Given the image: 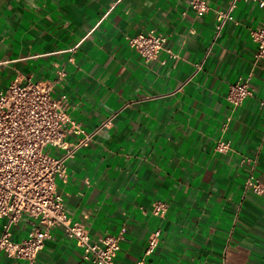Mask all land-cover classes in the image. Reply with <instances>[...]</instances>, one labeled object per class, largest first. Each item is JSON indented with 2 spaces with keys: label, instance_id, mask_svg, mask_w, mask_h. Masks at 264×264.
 I'll use <instances>...</instances> for the list:
<instances>
[{
  "label": "crops",
  "instance_id": "crops-1",
  "mask_svg": "<svg viewBox=\"0 0 264 264\" xmlns=\"http://www.w3.org/2000/svg\"><path fill=\"white\" fill-rule=\"evenodd\" d=\"M193 1L0 0V92L18 78L51 83L87 134L116 116L56 182L92 240L121 239L116 264L144 258L156 230L147 264H264V196L245 186L250 173L264 184V58L250 36L264 8L239 0L218 36L232 0H198L201 14ZM149 31L171 54L147 63L128 38ZM239 81L254 96L233 107ZM29 232L23 218L14 240ZM50 234L35 264H89L62 229ZM0 264L20 263L0 254Z\"/></svg>",
  "mask_w": 264,
  "mask_h": 264
},
{
  "label": "built area",
  "instance_id": "built-area-1",
  "mask_svg": "<svg viewBox=\"0 0 264 264\" xmlns=\"http://www.w3.org/2000/svg\"><path fill=\"white\" fill-rule=\"evenodd\" d=\"M239 0H232L227 12L218 14L217 35L230 20L231 12ZM255 1L264 8V2ZM192 9L204 13L207 6L195 0ZM257 46L256 61L264 58V16L261 26L250 33ZM128 43L145 61L159 60L166 49L168 38L149 31L129 37ZM165 65V61L161 62ZM201 70L202 65H197ZM53 86L48 82L18 78L0 92V219L5 220L0 235V254L20 264H35L51 230L60 228L69 241L82 253L89 264H116L120 240L112 236L92 240L88 230L74 223L66 213V203L57 191L56 182L66 178V169L77 153L88 147L97 133L112 125L116 116L104 122L96 132L87 134L80 123L69 115L68 97L53 96ZM254 96L247 81L230 87L226 97L233 107L241 106ZM52 148L58 156H50ZM230 143L220 142L217 150L229 151ZM246 190L256 197L264 196V184L253 173L247 177ZM167 211L163 203H156L152 213L162 217ZM26 218L30 232L22 241L14 240L13 229ZM161 231L156 230L148 242L145 257L158 247ZM145 257L136 264H147Z\"/></svg>",
  "mask_w": 264,
  "mask_h": 264
},
{
  "label": "rangeland",
  "instance_id": "rangeland-1",
  "mask_svg": "<svg viewBox=\"0 0 264 264\" xmlns=\"http://www.w3.org/2000/svg\"><path fill=\"white\" fill-rule=\"evenodd\" d=\"M47 154H49L50 156H53V149L52 148H48L46 150Z\"/></svg>",
  "mask_w": 264,
  "mask_h": 264
}]
</instances>
